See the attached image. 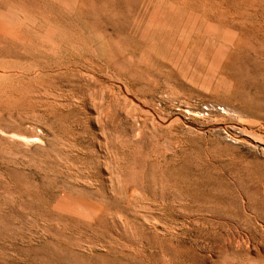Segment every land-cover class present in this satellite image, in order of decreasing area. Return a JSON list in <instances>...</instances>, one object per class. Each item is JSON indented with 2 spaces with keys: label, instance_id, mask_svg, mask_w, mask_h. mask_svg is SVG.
<instances>
[{
  "label": "rangeland",
  "instance_id": "rangeland-1",
  "mask_svg": "<svg viewBox=\"0 0 264 264\" xmlns=\"http://www.w3.org/2000/svg\"><path fill=\"white\" fill-rule=\"evenodd\" d=\"M0 264H264V0H0Z\"/></svg>",
  "mask_w": 264,
  "mask_h": 264
},
{
  "label": "built area",
  "instance_id": "built-area-1",
  "mask_svg": "<svg viewBox=\"0 0 264 264\" xmlns=\"http://www.w3.org/2000/svg\"><path fill=\"white\" fill-rule=\"evenodd\" d=\"M209 107L212 108V109H214V110H219V111L224 110L223 107L220 106V105H210L208 107L206 106L205 109H209Z\"/></svg>",
  "mask_w": 264,
  "mask_h": 264
}]
</instances>
